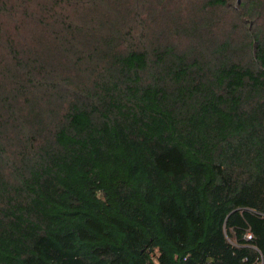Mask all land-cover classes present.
<instances>
[{
    "label": "trees",
    "instance_id": "1",
    "mask_svg": "<svg viewBox=\"0 0 264 264\" xmlns=\"http://www.w3.org/2000/svg\"><path fill=\"white\" fill-rule=\"evenodd\" d=\"M0 264H264V0H0Z\"/></svg>",
    "mask_w": 264,
    "mask_h": 264
},
{
    "label": "rangeland",
    "instance_id": "2",
    "mask_svg": "<svg viewBox=\"0 0 264 264\" xmlns=\"http://www.w3.org/2000/svg\"><path fill=\"white\" fill-rule=\"evenodd\" d=\"M224 13H227V14H229V13H230V11H229V10H226V11H224ZM171 39H175V40H177V41H178V39H179V38H178V37H176V38H172V37H171ZM169 41H170V40H169ZM181 41H185V40H184V39H182Z\"/></svg>",
    "mask_w": 264,
    "mask_h": 264
}]
</instances>
